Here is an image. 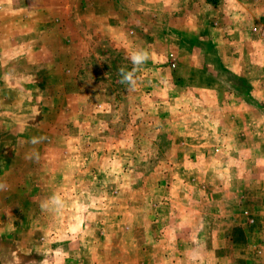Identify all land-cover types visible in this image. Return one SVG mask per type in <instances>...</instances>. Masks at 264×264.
<instances>
[{"label":"rangeland","instance_id":"obj_1","mask_svg":"<svg viewBox=\"0 0 264 264\" xmlns=\"http://www.w3.org/2000/svg\"><path fill=\"white\" fill-rule=\"evenodd\" d=\"M0 183V264H264V0H0Z\"/></svg>","mask_w":264,"mask_h":264},{"label":"clouds","instance_id":"obj_2","mask_svg":"<svg viewBox=\"0 0 264 264\" xmlns=\"http://www.w3.org/2000/svg\"><path fill=\"white\" fill-rule=\"evenodd\" d=\"M132 65L131 69L126 66H120L117 69V75L119 76V83L125 85L129 92L134 91L137 87L138 77L136 73L141 70V68L150 59V54L146 50H136L129 54L127 57ZM46 137L44 136H33L29 140L32 145H37L42 143ZM25 158L29 160L39 161L40 154L33 150H30L25 154ZM7 183H0V191H6L8 189ZM41 210L45 212L60 211L63 208V201L58 195H53L40 204ZM201 253L199 247L191 250V254L188 259L191 264H196V261L200 259ZM15 259V257H14Z\"/></svg>","mask_w":264,"mask_h":264},{"label":"built area","instance_id":"obj_3","mask_svg":"<svg viewBox=\"0 0 264 264\" xmlns=\"http://www.w3.org/2000/svg\"><path fill=\"white\" fill-rule=\"evenodd\" d=\"M247 213V212H246ZM257 253H260L261 251L260 250H258V251H256Z\"/></svg>","mask_w":264,"mask_h":264}]
</instances>
